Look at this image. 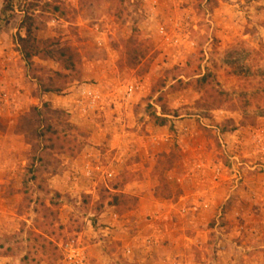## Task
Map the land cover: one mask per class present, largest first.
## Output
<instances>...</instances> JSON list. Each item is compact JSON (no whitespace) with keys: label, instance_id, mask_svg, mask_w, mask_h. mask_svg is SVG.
I'll list each match as a JSON object with an SVG mask.
<instances>
[{"label":"rangeland","instance_id":"rangeland-1","mask_svg":"<svg viewBox=\"0 0 264 264\" xmlns=\"http://www.w3.org/2000/svg\"><path fill=\"white\" fill-rule=\"evenodd\" d=\"M257 137L264 0H0V264H264Z\"/></svg>","mask_w":264,"mask_h":264},{"label":"built area","instance_id":"built-area-1","mask_svg":"<svg viewBox=\"0 0 264 264\" xmlns=\"http://www.w3.org/2000/svg\"><path fill=\"white\" fill-rule=\"evenodd\" d=\"M129 90L132 92L133 87H130ZM5 97H6V94H5ZM256 140L258 143H260L261 149L264 150V141H262L261 139H258V137ZM67 247L69 248V251H68L69 258L70 260H72L74 264H91L90 262L86 260L87 258L84 252L80 249L78 245H76L75 243H71V244H68Z\"/></svg>","mask_w":264,"mask_h":264},{"label":"trees","instance_id":"trees-1","mask_svg":"<svg viewBox=\"0 0 264 264\" xmlns=\"http://www.w3.org/2000/svg\"><path fill=\"white\" fill-rule=\"evenodd\" d=\"M35 54H33L32 52H26V58H31V57H33ZM113 199L114 200H112V202H111V204H112V206L113 207H118L119 205H118V196H114L113 197Z\"/></svg>","mask_w":264,"mask_h":264},{"label":"crops","instance_id":"crops-1","mask_svg":"<svg viewBox=\"0 0 264 264\" xmlns=\"http://www.w3.org/2000/svg\"><path fill=\"white\" fill-rule=\"evenodd\" d=\"M120 160L124 161L122 158H120Z\"/></svg>","mask_w":264,"mask_h":264}]
</instances>
